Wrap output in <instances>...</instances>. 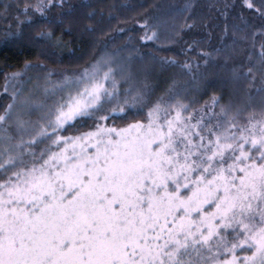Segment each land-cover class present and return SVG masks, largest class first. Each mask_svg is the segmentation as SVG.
I'll return each mask as SVG.
<instances>
[{
	"label": "snow or ice",
	"instance_id": "1",
	"mask_svg": "<svg viewBox=\"0 0 264 264\" xmlns=\"http://www.w3.org/2000/svg\"><path fill=\"white\" fill-rule=\"evenodd\" d=\"M12 7L5 4L0 14ZM52 7L63 10L64 0H25L22 11L31 21L29 9L47 17ZM243 7L264 21V0L259 6L243 0ZM62 16L56 22L64 24ZM16 19L19 27L23 21ZM141 26V41L157 39L155 26L151 33L147 20ZM256 31L264 35V24ZM242 75L253 87V68ZM259 76L264 84V51ZM7 83L6 74L5 92ZM114 91L93 80L35 123L23 119L33 107L26 98L15 119L13 103L0 114L7 125L0 148V264H264V87L258 102L249 95L218 112L214 94L199 117L196 110L185 116L183 103L157 101L122 127L99 123L108 120L105 114L88 131L59 134L94 116ZM127 105L110 111L126 115ZM44 140L37 154L33 145Z\"/></svg>",
	"mask_w": 264,
	"mask_h": 264
},
{
	"label": "trees",
	"instance_id": "2",
	"mask_svg": "<svg viewBox=\"0 0 264 264\" xmlns=\"http://www.w3.org/2000/svg\"><path fill=\"white\" fill-rule=\"evenodd\" d=\"M24 3L0 0V7L13 6L7 15L0 14V86L6 72L31 62L57 69L82 67L102 44L111 49L127 42L125 35L117 34L120 28L147 20L149 33L151 26L156 27L157 39L141 45L139 56L132 41L123 46L134 63L135 83L147 93V101L180 102L188 106L185 116L196 110L199 117L201 106L204 111L212 107L214 94L220 97L215 112L220 105L241 103L249 95L256 102L260 99L257 89L264 87L259 76L264 35L256 29L264 21L243 7V0H64L63 10L53 7L47 17L29 9L31 21L24 18ZM17 4L21 7H15ZM68 5L73 6L70 11ZM61 11L64 24L56 22ZM18 15L23 21L19 27ZM69 23L70 31L66 28ZM189 24L191 27L186 26ZM139 32L129 36L136 41ZM249 67L257 73L251 88L242 75ZM233 69L241 74L236 80L231 79ZM225 78L228 85L223 84ZM2 107L0 104V110ZM141 117L143 110L129 111L125 116H113L112 121L122 125Z\"/></svg>",
	"mask_w": 264,
	"mask_h": 264
},
{
	"label": "rangeland",
	"instance_id": "3",
	"mask_svg": "<svg viewBox=\"0 0 264 264\" xmlns=\"http://www.w3.org/2000/svg\"><path fill=\"white\" fill-rule=\"evenodd\" d=\"M36 2L37 0H35L33 3ZM143 22L144 21L140 20L135 23H130L124 28H120L117 34L125 35L128 38L127 42L118 46L117 48L111 49L107 48L108 46L106 43L102 44L101 48H99L92 58L82 67L74 69H57L48 67L39 62H31L26 64L24 68L20 70L6 72L5 75H8V91H4V75L3 83L0 86V104L3 106L0 110V114H3L4 108L9 103H13V116L11 119H15L16 114L20 111V101L26 98L33 105V107L28 111V114L23 116V119L35 123L40 121L41 116L48 110L50 106L54 105L61 97H65L69 91L76 92L80 88L84 87L86 83L90 84L93 82V80H95L103 83L105 88H107L109 91H113L115 89L114 94L111 97H104V103L102 104L100 110L95 112L94 116L91 118H79L77 121L72 122L71 126L66 130H61L59 132L60 135L74 136L79 132L88 131V126L92 125L94 127L97 117L103 116L105 114L109 115L108 120H101L99 123L109 127H122L125 124L132 122L129 121L122 125H116L112 121L113 116H125L124 113L119 111L111 112L110 110L113 107L124 106V102L126 100L128 101V105L126 106L127 113L129 111L134 112L143 110V117H145L148 108L156 102L147 101V93L144 94L140 83H135V69L133 68L134 63L130 59L131 55H125L123 52L125 51L123 46L132 41L133 48L135 49V55L139 56L140 46L150 42L141 41L139 39V37L145 32V29L141 26ZM121 29H123V31H121ZM138 29L140 32L136 38V41H134V39L132 40L130 36L135 34ZM154 44L157 46L160 45L157 42H154ZM161 59L163 61L167 60L163 57ZM85 70H87V77H85ZM105 72H110L109 78L107 80L104 79ZM13 73H19L20 75L13 76ZM13 91H18L15 102L12 100ZM173 103L177 102L170 101L167 104ZM5 126L7 125L3 122H0V148L3 147L2 136L3 128ZM30 134L31 128L25 132L23 138L25 140L29 139ZM15 135L17 138H19L18 133ZM47 143L48 141L44 140L41 143L33 145L36 153L39 154L40 149L43 148ZM62 146L63 145H61V147ZM26 159H30V157H26Z\"/></svg>",
	"mask_w": 264,
	"mask_h": 264
}]
</instances>
